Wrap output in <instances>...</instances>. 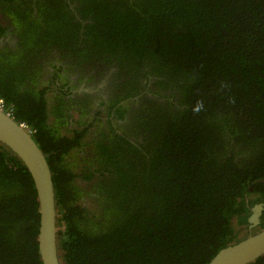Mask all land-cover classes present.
I'll list each match as a JSON object with an SVG mask.
<instances>
[{
    "label": "trees",
    "instance_id": "obj_1",
    "mask_svg": "<svg viewBox=\"0 0 264 264\" xmlns=\"http://www.w3.org/2000/svg\"><path fill=\"white\" fill-rule=\"evenodd\" d=\"M93 36L96 61L122 78L113 104L145 75L168 91L125 125L136 146L98 141L110 178L93 185L99 216L78 205L83 191L63 166L85 131L60 135V115L49 124L38 94L13 89L0 65V97L34 130L52 174L60 263L208 264L262 230L264 218L251 229L247 220L264 215V0H93ZM38 208L28 170L0 144V264H42Z\"/></svg>",
    "mask_w": 264,
    "mask_h": 264
},
{
    "label": "flooded vegetation",
    "instance_id": "obj_2",
    "mask_svg": "<svg viewBox=\"0 0 264 264\" xmlns=\"http://www.w3.org/2000/svg\"><path fill=\"white\" fill-rule=\"evenodd\" d=\"M16 11L40 22L48 40L38 51H27L28 37L21 33ZM100 50L93 36V0H0V65L7 67L1 73L13 72V89L38 94L49 124L60 115V135L70 138L85 131L79 148L65 155L63 166L76 175L73 183L83 191L76 202L89 216H99L102 210L101 203L90 202L93 185L110 179L98 170V141L111 145L115 137H123L136 146L135 137L124 133L128 120L144 101L165 103L162 95L168 96V91L157 92L156 78L145 75L138 79L137 94L113 104L122 78L108 62L96 61ZM117 109L123 111L121 117Z\"/></svg>",
    "mask_w": 264,
    "mask_h": 264
},
{
    "label": "water",
    "instance_id": "obj_3",
    "mask_svg": "<svg viewBox=\"0 0 264 264\" xmlns=\"http://www.w3.org/2000/svg\"><path fill=\"white\" fill-rule=\"evenodd\" d=\"M0 144L15 154L28 170L37 195L39 230L38 250L42 264H61L56 246V208L52 174L46 155L33 137L16 120L0 110ZM258 208L249 216V229L260 224ZM264 256V228L251 232L245 239L222 248L208 264H251Z\"/></svg>",
    "mask_w": 264,
    "mask_h": 264
},
{
    "label": "rangeland",
    "instance_id": "obj_4",
    "mask_svg": "<svg viewBox=\"0 0 264 264\" xmlns=\"http://www.w3.org/2000/svg\"><path fill=\"white\" fill-rule=\"evenodd\" d=\"M16 21L21 33L28 37V41L24 44L28 45L27 51H38L42 45H45L48 38L42 36L41 24L37 19L25 17L21 12L16 11Z\"/></svg>",
    "mask_w": 264,
    "mask_h": 264
},
{
    "label": "clouds",
    "instance_id": "obj_5",
    "mask_svg": "<svg viewBox=\"0 0 264 264\" xmlns=\"http://www.w3.org/2000/svg\"><path fill=\"white\" fill-rule=\"evenodd\" d=\"M0 101L5 105L6 107V111H10L11 112V115L13 116H9L11 118H13L15 120V117H14V112H13V108L11 105H8L1 97H0ZM1 110V109H0ZM4 113H6V111L2 110ZM7 114V113H6ZM19 124V122H18ZM23 123H20L19 125H21ZM25 125V124H24ZM27 127V129H25L27 132H29V134L32 136V134L34 133V130H32L29 126L25 125ZM24 129V128H23ZM33 137V136H32ZM259 231V230H258ZM256 232V230L254 231Z\"/></svg>",
    "mask_w": 264,
    "mask_h": 264
},
{
    "label": "built area",
    "instance_id": "obj_6",
    "mask_svg": "<svg viewBox=\"0 0 264 264\" xmlns=\"http://www.w3.org/2000/svg\"><path fill=\"white\" fill-rule=\"evenodd\" d=\"M0 109L6 111V107H5V105H4L1 101H0ZM6 113H7V115H9V116H13V115H11V112H10V111H6ZM20 126H21L22 128H24V129H27V127H26L24 124H21Z\"/></svg>",
    "mask_w": 264,
    "mask_h": 264
}]
</instances>
